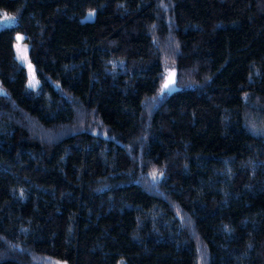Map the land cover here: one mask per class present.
<instances>
[{"label": "trees", "instance_id": "trees-1", "mask_svg": "<svg viewBox=\"0 0 264 264\" xmlns=\"http://www.w3.org/2000/svg\"><path fill=\"white\" fill-rule=\"evenodd\" d=\"M2 16L0 264H264V0Z\"/></svg>", "mask_w": 264, "mask_h": 264}, {"label": "rangeland", "instance_id": "rangeland-1", "mask_svg": "<svg viewBox=\"0 0 264 264\" xmlns=\"http://www.w3.org/2000/svg\"><path fill=\"white\" fill-rule=\"evenodd\" d=\"M92 18H93V14L87 13L83 18V20L90 21ZM13 24H14L13 18L8 16L0 17V28L9 27L12 26ZM17 37H22V39L17 40ZM18 49H19V54H18ZM13 52L16 61L24 69L26 75L25 87L28 90H36L39 86V82L35 76L33 66L29 62L27 56V47L23 42V36L21 34H16L14 36ZM21 56H23L24 58L22 59ZM165 85H167V87H165ZM174 90H176V86L174 84V72L173 70L167 69L165 70V78L163 84L161 85L160 92L170 93L173 92ZM57 264H65V263L59 262Z\"/></svg>", "mask_w": 264, "mask_h": 264}, {"label": "snow or ice", "instance_id": "snow-or-ice-1", "mask_svg": "<svg viewBox=\"0 0 264 264\" xmlns=\"http://www.w3.org/2000/svg\"><path fill=\"white\" fill-rule=\"evenodd\" d=\"M22 39V37H17V40H21ZM26 51V50H25ZM18 54H19V49H18ZM21 58L23 59L24 57L23 56H21ZM165 87H167V85H165Z\"/></svg>", "mask_w": 264, "mask_h": 264}]
</instances>
